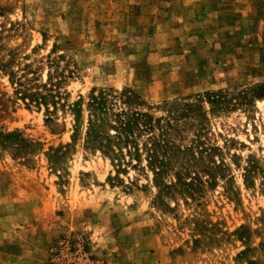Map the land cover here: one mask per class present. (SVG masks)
Here are the masks:
<instances>
[{"label":"rangeland","instance_id":"1","mask_svg":"<svg viewBox=\"0 0 264 264\" xmlns=\"http://www.w3.org/2000/svg\"><path fill=\"white\" fill-rule=\"evenodd\" d=\"M263 15L264 0H0V134L26 140L0 136V264H264ZM25 65L61 73L70 101L189 104L168 129L181 152L160 176L143 156L116 167L71 140L68 112L44 121L18 98Z\"/></svg>","mask_w":264,"mask_h":264},{"label":"trees","instance_id":"2","mask_svg":"<svg viewBox=\"0 0 264 264\" xmlns=\"http://www.w3.org/2000/svg\"><path fill=\"white\" fill-rule=\"evenodd\" d=\"M57 57L47 55V64L56 66ZM25 66L20 76L15 77L11 72L8 73L9 82L18 98L27 106L38 109L42 107L44 121H49L57 109L68 112L71 115V140L83 133L82 141L86 148L93 152L98 151L110 161L116 162V167L127 156L126 162L134 168L140 169L144 166L153 176H160L167 171L172 158L181 152L178 146L168 141V129H175L176 125L172 122L179 120L186 110L191 109L189 104L177 102L164 115L154 117L138 108L140 101L136 95L110 88L91 89L85 96L78 95L70 101L67 100L66 91L61 89L65 80L61 73L54 70L55 76L51 77L46 71V78L41 82L34 69ZM0 136L17 140L19 147L26 141L18 138L15 132H6ZM60 154L58 149L51 150L52 156ZM141 156L144 158L143 166L140 164ZM132 159L133 163L130 161ZM183 169L189 173L187 168ZM180 174L183 172L175 173L177 183H172L173 186L182 184L190 189L192 183L189 180L193 178L190 177L186 182L180 179Z\"/></svg>","mask_w":264,"mask_h":264},{"label":"crops","instance_id":"3","mask_svg":"<svg viewBox=\"0 0 264 264\" xmlns=\"http://www.w3.org/2000/svg\"><path fill=\"white\" fill-rule=\"evenodd\" d=\"M259 38H260V41H262V43H263L262 44V48H264L263 47L264 46V28H263V31H262L261 35L259 36ZM256 50H258V49H256ZM259 53H260L261 56L259 55ZM259 53H257V57L260 60V63H264V60H263L264 59V51L261 50ZM247 67H248V75L244 74L243 76H245V77L248 76V77L252 78L253 71L250 69L249 66H247Z\"/></svg>","mask_w":264,"mask_h":264},{"label":"built area","instance_id":"4","mask_svg":"<svg viewBox=\"0 0 264 264\" xmlns=\"http://www.w3.org/2000/svg\"><path fill=\"white\" fill-rule=\"evenodd\" d=\"M74 253H77V252H74ZM78 255V254H77Z\"/></svg>","mask_w":264,"mask_h":264}]
</instances>
